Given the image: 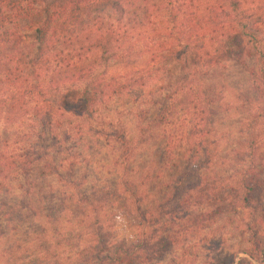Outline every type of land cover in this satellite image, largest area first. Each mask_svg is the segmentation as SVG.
Returning <instances> with one entry per match:
<instances>
[{"label":"trees","instance_id":"1","mask_svg":"<svg viewBox=\"0 0 264 264\" xmlns=\"http://www.w3.org/2000/svg\"><path fill=\"white\" fill-rule=\"evenodd\" d=\"M23 26L27 33L21 32ZM152 27L172 42L150 46L145 40ZM134 40L142 46L132 55L127 50H133ZM163 51L178 60L182 75L150 127L169 126L179 110L198 118L201 126L209 123L224 99L213 84L224 63L241 67L251 80L253 97H237L240 109L248 110L242 125L246 137L234 150L230 174L204 180L202 171L214 164L216 152L205 139L193 142L204 134L196 125L186 139L191 168L157 206L146 204V176L122 179L124 208L139 220L138 234L129 243H112L102 207L73 203L49 189L40 200L44 227L38 249L44 260L72 249L73 264H195L184 257L191 256L187 248L194 237L222 228L218 222L231 214L237 218H228L227 225L242 229L244 211L250 217L257 213L264 198V0H0V189L13 185L39 196L41 179L79 188L73 180L78 162L70 149L91 130L101 108L148 80L144 75L108 80L99 68L113 60L134 67L143 54ZM7 129L18 130V140L28 138L18 141L25 146L9 145L3 137ZM106 138L116 144L120 164L129 163L133 149L125 131L114 127ZM70 143L71 148L64 147ZM245 227L247 248L205 264H264V228ZM70 233L77 235L69 239Z\"/></svg>","mask_w":264,"mask_h":264},{"label":"rangeland","instance_id":"2","mask_svg":"<svg viewBox=\"0 0 264 264\" xmlns=\"http://www.w3.org/2000/svg\"><path fill=\"white\" fill-rule=\"evenodd\" d=\"M151 22L155 24V27L157 26L156 19L152 18ZM21 30L27 33L26 27L23 26ZM145 41L150 46L163 41L172 42L164 36L161 29L155 30L153 27ZM141 46L142 42L134 40L130 46L133 50L128 48L127 51H130L129 54L136 53ZM174 59L167 51H163L157 52L155 56L151 53L143 54L134 67L127 68L114 60L101 65L99 71H105L103 75L108 80L120 81L125 77L137 78L144 75L148 79L147 84L143 88L132 90L113 99L106 107L101 108L95 115L91 130L82 137L80 142H77L78 146L68 150L71 155H76L78 165L74 169L73 180L78 183L79 188L64 189L60 185H55L53 179H41L39 180L41 184L39 196L27 195L13 185L0 189V264L74 263L72 249H66L58 257L48 256L47 260L43 259L45 256L38 249L40 243L38 236L44 227L43 204L40 200L47 197L49 189H51V195L67 196L73 203L88 201L102 207L101 216L109 227L108 233L111 235L112 243L121 241L129 243L135 240L139 231L136 226L139 220L134 215H128L124 208V196L120 184L122 179L146 176V204L153 208L161 202L172 185H175L174 181L178 176L185 169H190L192 165L187 162L190 157L186 156L185 148L188 147L186 139L188 131L199 125L198 118L182 114L179 110L175 120L169 123V126H149L167 103L166 96L174 91L182 75L180 63ZM248 63L253 66V60L248 59ZM222 67L220 76L214 74L216 80L213 84L217 92L222 90L224 99L221 104H218L220 107L216 106L217 113L210 118L209 123L199 125L203 128L199 127V132L204 133L200 135L204 136L200 138L199 135L197 139L193 138V142L205 139L208 144H211L210 148H214L216 152L214 164L202 171L204 180H211L215 175L224 177L230 174V169L235 163L234 150L238 148L239 141L246 137L242 125L248 110L245 112L240 109L241 101L237 97L239 94L253 97L251 80L241 67L229 62L224 63ZM147 72H150L148 76ZM176 99L180 101L179 104L184 103L181 97ZM100 121L104 123L101 125ZM114 127H120L125 131L133 149V155L129 163L125 165L120 164L121 161L118 160L119 151L116 144L106 138ZM209 128L212 132L207 135ZM96 130L100 132V136L94 132ZM3 132L4 139H8L9 145L18 150L25 146L18 141H28L25 137L22 140L16 138L18 130L7 129ZM260 141V155L264 158V138L262 137ZM168 142H171V145H168ZM31 144H34L33 140ZM56 147L58 151L61 146L56 145ZM64 147L71 148L72 143ZM193 149L194 147L190 151ZM183 154L187 157L185 160ZM62 157H65L64 154ZM195 178L196 176L187 178L184 183ZM228 218L237 217L228 215L226 219L223 218L218 222L222 228H215V226L207 232L208 234L201 233L194 237L189 242L190 247L187 248V253L191 256L184 257L190 262L194 259L195 264H205L215 261L217 256H227L230 255L229 253L247 248L250 231L245 226L255 223L260 225L262 230L264 228V198L253 217L244 211V215L240 217L242 229L237 230L234 226H228L225 222ZM74 235L77 234L70 233L68 238L74 239ZM68 238L65 237V241H68ZM62 239L64 238L61 237L59 241ZM217 243L220 244L217 245ZM183 249L181 248L179 253ZM243 257L245 256L239 255V258ZM169 258L167 256L163 262L168 261Z\"/></svg>","mask_w":264,"mask_h":264}]
</instances>
